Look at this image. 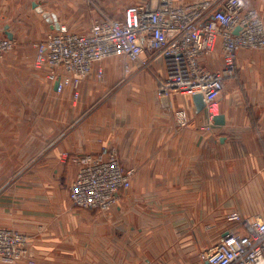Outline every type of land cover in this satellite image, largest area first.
<instances>
[{
    "label": "crops",
    "instance_id": "obj_1",
    "mask_svg": "<svg viewBox=\"0 0 264 264\" xmlns=\"http://www.w3.org/2000/svg\"><path fill=\"white\" fill-rule=\"evenodd\" d=\"M92 1L113 15L131 2ZM244 2L264 15V0ZM53 15L60 25H85L82 31L93 18L88 0H0V29L15 40L18 24L51 32ZM208 62L221 66L219 55ZM17 63L0 65V80L18 68V217L12 212L18 220L0 224L32 234L35 264H140L139 256L147 257L151 248L180 241L169 233L205 227L225 233L232 213L264 216V51L239 52L240 80L227 82L218 104L224 125H208L189 96L174 93L164 106L147 70L133 64L127 71L123 57L97 64L77 98L72 87L66 89L73 96H54L55 83L45 69ZM100 67L104 75L98 80ZM48 87L53 96L40 99L38 89ZM40 100L47 105L42 112ZM179 108L187 111V127L177 125ZM104 148L116 150L124 166L135 169L132 187L107 213L73 207L69 185L79 169L74 158ZM150 232L163 234L152 241ZM181 247L174 264L182 259Z\"/></svg>",
    "mask_w": 264,
    "mask_h": 264
},
{
    "label": "built area",
    "instance_id": "obj_2",
    "mask_svg": "<svg viewBox=\"0 0 264 264\" xmlns=\"http://www.w3.org/2000/svg\"><path fill=\"white\" fill-rule=\"evenodd\" d=\"M93 18L85 31L66 25L53 28L34 44L35 65L47 71L51 83L59 82L56 93L79 86L103 61L123 57L126 70L140 64L152 72L157 97L168 107L178 93L202 95L208 125L218 116V104L228 81H239L238 55L241 51H264V15L244 0H148L127 6L121 15L88 0ZM15 39L0 29V65L13 49ZM219 55L221 66H209V58ZM104 75L100 67L96 76ZM179 128L189 125L187 111L175 112ZM79 165L69 185L73 207L107 213L132 187L135 169L127 168L116 150L104 148L74 158ZM231 225L221 240L203 254L201 264H264V216L226 217ZM7 230L0 228V262L35 264L28 255L30 236L18 231L16 240L5 249ZM18 244V246H17Z\"/></svg>",
    "mask_w": 264,
    "mask_h": 264
},
{
    "label": "rangeland",
    "instance_id": "obj_3",
    "mask_svg": "<svg viewBox=\"0 0 264 264\" xmlns=\"http://www.w3.org/2000/svg\"><path fill=\"white\" fill-rule=\"evenodd\" d=\"M137 1L138 0H131V2H124L121 6H129L131 4L137 3ZM18 26L20 27H18V39L15 40L13 49L6 55L1 65H6L8 68V63L17 59V66L20 63L30 62V64H33L36 67L34 58L36 57V50L34 48V44L39 39L45 37L48 33L45 32V30H41V27L37 31V26L33 27L31 24L27 23L18 24ZM40 26L44 27L45 25L41 24ZM66 26L74 31H82L83 28L86 27L85 25L81 24L74 25L75 27L70 25ZM34 30L40 34L37 38H33ZM147 72L156 81L152 72L149 70H147ZM18 75L20 76V73H18L17 68L14 70V72L7 74L3 80H0V205L1 208L5 209V211H0V220H2V224L4 220L8 221L14 218L12 215L14 210V212L18 211V172L20 169H18V102L15 101L18 100V96H22V92L18 88V86H20L18 84V79L20 78ZM96 79L100 80L97 76ZM65 93L69 94V96H73L71 89H65L62 93H56L54 96L59 97ZM38 94L39 98L43 95L53 96L49 87L47 88L46 92H43V89H38ZM43 98L44 97H41L40 99ZM46 106V103L44 104V101L40 100L38 111L42 112V107L46 108ZM48 106H50V104ZM32 108H35V106L33 105ZM26 186L27 185L25 184L22 186V188L25 189ZM15 214L18 217V212ZM17 217L14 219L18 220ZM217 218L218 217H216V219ZM219 222H222V218H219L215 223ZM2 224H0V228L7 230L8 233V237L3 240V246L5 249H7L14 240H16L18 243V231L25 232L30 236L31 240L27 246L28 255L34 257L36 261V250L33 244L34 240L32 234L18 229V226L16 227L13 224ZM149 234L150 240L154 241V235L159 237V235L162 236L163 233L150 232ZM169 234H173V236L175 235L177 240L180 239V241L178 240L177 242L169 245L165 244V246L160 249L151 248L150 255L147 257L146 255L142 257L139 256L137 261L139 262V259L143 258L140 261V264H144L145 261L143 260L145 259H149L151 264H174V255L180 250V246H182V259L180 258V260H178L175 264H201L203 254L211 251L216 246L223 236V231L218 228L205 227L204 231H198L197 233H193L191 231H182ZM164 235L167 237V239L169 238L168 233H164ZM192 245L194 247H192ZM16 256L17 257H15L13 263L11 264H18V250ZM133 257L137 258L135 256ZM0 264L3 263L0 262Z\"/></svg>",
    "mask_w": 264,
    "mask_h": 264
},
{
    "label": "water",
    "instance_id": "obj_4",
    "mask_svg": "<svg viewBox=\"0 0 264 264\" xmlns=\"http://www.w3.org/2000/svg\"><path fill=\"white\" fill-rule=\"evenodd\" d=\"M44 16L46 18H48L49 21H51L52 19L50 18V15L48 13H44ZM54 16V15H53ZM54 21L55 23L52 24V28H56V29H59L60 28V24L59 22L56 20V17L54 16ZM8 37L13 39V35L12 34H8ZM59 86V82H56L55 84V89L57 90ZM193 100L197 106V109L198 111H202L203 107H204V102H203V97L202 95H195L193 97ZM214 123L217 124V125H224L225 124V117L223 115H218L214 118Z\"/></svg>",
    "mask_w": 264,
    "mask_h": 264
}]
</instances>
